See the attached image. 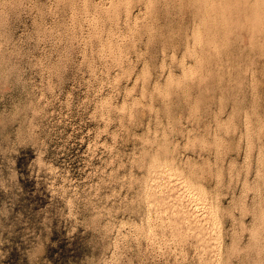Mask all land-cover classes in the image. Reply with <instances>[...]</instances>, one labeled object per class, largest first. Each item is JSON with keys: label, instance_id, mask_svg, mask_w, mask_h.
<instances>
[{"label": "rangeland", "instance_id": "1", "mask_svg": "<svg viewBox=\"0 0 264 264\" xmlns=\"http://www.w3.org/2000/svg\"><path fill=\"white\" fill-rule=\"evenodd\" d=\"M196 3L20 0L0 40V264H264L245 250L264 34Z\"/></svg>", "mask_w": 264, "mask_h": 264}, {"label": "clouds", "instance_id": "2", "mask_svg": "<svg viewBox=\"0 0 264 264\" xmlns=\"http://www.w3.org/2000/svg\"><path fill=\"white\" fill-rule=\"evenodd\" d=\"M195 6L203 21L210 27L220 24L227 12L235 13L240 7L246 8L249 29L254 33L264 34V0H250L245 4H241L240 0H197ZM20 7V0H0V40L8 39L11 17ZM250 214L252 219L246 227L245 250L264 253V202L254 207Z\"/></svg>", "mask_w": 264, "mask_h": 264}, {"label": "bare ground", "instance_id": "3", "mask_svg": "<svg viewBox=\"0 0 264 264\" xmlns=\"http://www.w3.org/2000/svg\"><path fill=\"white\" fill-rule=\"evenodd\" d=\"M241 23V22H240ZM207 27V26H206ZM193 30H195V29H193ZM216 34V33H215ZM226 39V38H225ZM201 40V39H200ZM228 40V39H227ZM198 43V42H197ZM259 43V42H258ZM222 44V43H221ZM195 45V44H194ZM198 45V44H197ZM210 45V44H209ZM263 49V48H262ZM223 50V49H222ZM201 52V51H200ZM223 54V53H222ZM216 55V54H215ZM232 55V54H231ZM263 55V54H262ZM201 56H199V58H200ZM202 59V58H201ZM200 61V60H199ZM201 63H202V61H201ZM197 64V63H196ZM179 241V240H178Z\"/></svg>", "mask_w": 264, "mask_h": 264}]
</instances>
